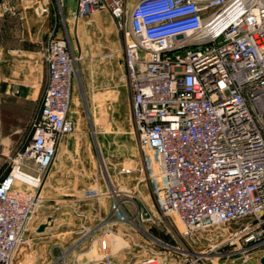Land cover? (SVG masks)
<instances>
[{"label":"built area","instance_id":"built-area-1","mask_svg":"<svg viewBox=\"0 0 264 264\" xmlns=\"http://www.w3.org/2000/svg\"><path fill=\"white\" fill-rule=\"evenodd\" d=\"M65 2L3 0L2 6L10 15L30 9L48 19L56 7L63 13ZM96 12H109L123 32L132 121L140 148L155 155L161 214L176 218L192 249L226 250L221 255L238 264H262L264 0H139L130 10L127 0H77L71 18ZM42 59L48 84L31 136L0 182V264H12L27 243L43 207L45 174L62 138L75 131V57L55 28ZM15 173L27 177L20 187ZM83 196L104 194L96 182ZM137 220L161 222L148 213L129 215L114 198L102 223L81 224L77 246L110 225ZM136 264L162 261L154 256Z\"/></svg>","mask_w":264,"mask_h":264},{"label":"rangeland","instance_id":"rangeland-1","mask_svg":"<svg viewBox=\"0 0 264 264\" xmlns=\"http://www.w3.org/2000/svg\"><path fill=\"white\" fill-rule=\"evenodd\" d=\"M4 6L0 5V182L10 173L14 156L24 148L31 136L32 120L40 109L46 88L43 79L39 83L37 81L43 78L46 71L42 52L49 34L55 28L61 38H67L68 47L75 57L72 110L76 114L72 117L77 118V121H74L76 137L72 138L78 142L79 151H83V137L79 135V127L88 129L99 172V180H89L87 177L85 183L92 186L99 181L104 196L112 201L115 198L123 202L125 211L127 208L131 216L140 212L161 218L160 223L137 220L133 224L110 225L108 233L120 232V235H114L123 238L128 247L126 253L115 260L122 264H136L156 256L162 264L241 262L235 261L233 256L223 260L207 257L206 260L203 259L206 254H193L192 250L196 248L192 249L182 241L176 218L163 216L158 208L157 199L162 183L155 169V155L150 150L140 148L128 106L122 108L121 117L114 122L111 119L112 111H94L90 107L88 88H100L101 80L98 78L102 74L105 76L106 73L114 72L125 77L124 84L128 88V76L123 66L124 36L112 15L109 12H96L88 18L73 20L72 14L69 16L67 12L61 13L56 7L51 18L47 19L35 14L33 10L23 11L20 4L21 10L10 15L5 12ZM94 122L98 126L89 130ZM61 149L45 174L41 188L43 207L33 222L34 227L45 219L47 211H54L55 167L60 164L57 161L60 158L65 160L66 156ZM75 158L73 164H78V156ZM79 158L82 159L81 156ZM63 178L60 177L64 186ZM139 206L142 209L136 212L135 208ZM67 255V264H71L73 254L69 252Z\"/></svg>","mask_w":264,"mask_h":264},{"label":"crops","instance_id":"crops-1","mask_svg":"<svg viewBox=\"0 0 264 264\" xmlns=\"http://www.w3.org/2000/svg\"><path fill=\"white\" fill-rule=\"evenodd\" d=\"M138 1L139 0H127L128 9H132ZM76 4L77 0H66L63 12H67L70 16L76 9ZM56 35L60 37L57 32ZM123 66L124 69H126L125 60ZM40 80L44 82L47 88V66L43 78L37 79L38 83ZM98 80H101L100 88H88V102L92 110L112 111L111 119L114 122V120H119L121 117L122 108L128 106L130 116L132 117L131 95L129 89L125 87V77H120L119 74L111 72L106 73L105 76L102 74ZM75 114L76 112L73 110V115ZM72 118L73 121H77V118L74 116ZM97 126V122H94L93 125H91L92 129L89 130H93V128ZM79 129V135L83 137V151H79L78 142L75 141V138H72L74 136L76 137V135H74L75 132L72 135L63 137L60 142L58 153L62 150L61 148H63L62 153H65L66 156L65 160L60 158V160L57 161L60 163L59 166L55 167L56 178L53 181L54 211L53 213L47 211V215L43 221L39 222L36 227L31 226L27 234V243L18 250L12 264H57L61 261L67 264V258L69 257L67 254H69V252L73 254L70 261L71 264H79V260L90 253L93 244L108 233L109 228H105L95 237L93 242L77 246L81 224L85 223L94 227L102 223L107 218L112 203V200H110L108 196L96 199H87L83 196V192L91 187L85 183V179L88 177V179L90 178L96 181L100 178L96 161L93 157L92 142L88 138V129H82L80 127ZM96 131L99 133L101 132L100 130ZM76 155L78 156V164H73ZM79 156H81L82 159H80ZM63 176V180L66 184L64 186L62 185L64 182L60 179V177L62 178ZM97 183H99V181ZM140 209H142L141 206L135 208V211L139 212ZM127 213L130 214L128 211ZM42 225L47 227L43 232H40L39 228ZM113 233L120 235L118 231H113ZM207 249L206 246H203L193 251L206 254V256H203V259L206 260L207 257H215L216 260L227 258L221 255L226 250H216L211 254ZM58 253L59 255H57ZM123 253H126L125 249L115 255L106 256L103 259L88 264H122V262L117 261V257L122 256ZM216 254L218 256H214ZM181 261H184V258H181Z\"/></svg>","mask_w":264,"mask_h":264},{"label":"water","instance_id":"water-1","mask_svg":"<svg viewBox=\"0 0 264 264\" xmlns=\"http://www.w3.org/2000/svg\"><path fill=\"white\" fill-rule=\"evenodd\" d=\"M3 0H0V5ZM0 135H1V123H0ZM47 226L42 225L39 228L40 232H43ZM128 248L125 240L119 236L111 233L105 234L102 238L97 240L90 251V253L84 258L79 260V264H88L94 261L103 259L106 256H112L117 254L123 249ZM262 264H264V258L262 259Z\"/></svg>","mask_w":264,"mask_h":264},{"label":"bare ground","instance_id":"bare-ground-1","mask_svg":"<svg viewBox=\"0 0 264 264\" xmlns=\"http://www.w3.org/2000/svg\"><path fill=\"white\" fill-rule=\"evenodd\" d=\"M16 175V178H17V184H19V181H26L27 180V177H25L24 175L20 174V173H15Z\"/></svg>","mask_w":264,"mask_h":264}]
</instances>
